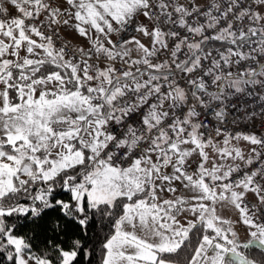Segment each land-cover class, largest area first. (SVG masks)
Listing matches in <instances>:
<instances>
[{
	"label": "snow or ice",
	"instance_id": "1",
	"mask_svg": "<svg viewBox=\"0 0 264 264\" xmlns=\"http://www.w3.org/2000/svg\"><path fill=\"white\" fill-rule=\"evenodd\" d=\"M0 264H264V0H0Z\"/></svg>",
	"mask_w": 264,
	"mask_h": 264
}]
</instances>
